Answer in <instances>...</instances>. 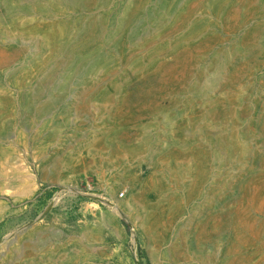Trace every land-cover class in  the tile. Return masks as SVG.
Instances as JSON below:
<instances>
[{
    "label": "rangeland",
    "instance_id": "1",
    "mask_svg": "<svg viewBox=\"0 0 264 264\" xmlns=\"http://www.w3.org/2000/svg\"><path fill=\"white\" fill-rule=\"evenodd\" d=\"M0 264H264V0H0Z\"/></svg>",
    "mask_w": 264,
    "mask_h": 264
}]
</instances>
